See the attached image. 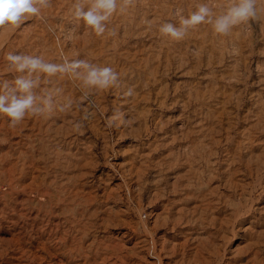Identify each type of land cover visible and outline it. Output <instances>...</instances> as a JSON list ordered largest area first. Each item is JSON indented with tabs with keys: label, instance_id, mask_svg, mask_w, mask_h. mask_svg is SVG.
Here are the masks:
<instances>
[{
	"label": "rangeland",
	"instance_id": "374dc122",
	"mask_svg": "<svg viewBox=\"0 0 264 264\" xmlns=\"http://www.w3.org/2000/svg\"><path fill=\"white\" fill-rule=\"evenodd\" d=\"M74 2L0 30V81L16 52L112 67L120 87L42 78L37 95L62 90L50 117L0 114V264H264V0L180 41L160 26L230 0H134L99 37Z\"/></svg>",
	"mask_w": 264,
	"mask_h": 264
},
{
	"label": "clouds",
	"instance_id": "9594fccd",
	"mask_svg": "<svg viewBox=\"0 0 264 264\" xmlns=\"http://www.w3.org/2000/svg\"><path fill=\"white\" fill-rule=\"evenodd\" d=\"M134 0H75L72 16L76 21H83L96 36H103L113 14L118 10L123 12ZM258 0H230L226 9L219 15L214 13L207 3H201L189 16L181 18L179 26L166 22L160 26L162 36L174 41L182 40L186 34L197 26L208 23L214 32L227 36L240 25H246L258 18ZM51 6V0H0V30L8 28L19 29L26 21L41 17L42 10ZM115 34V30L110 33ZM8 69L15 73L12 82L0 81V114L8 118L9 126L20 125L29 115L49 116L53 111V98L62 93L60 88L37 95L35 90L40 87L42 78L51 81L52 77L64 75L80 82L82 89L97 91L120 87V76L109 66H99L84 59L64 58L62 63L46 61L39 55L8 52L5 57ZM125 97L133 95V89L124 92ZM71 107V102H69ZM119 120V123H117ZM122 116L108 121L109 127L127 125ZM80 128V125H77Z\"/></svg>",
	"mask_w": 264,
	"mask_h": 264
},
{
	"label": "bare ground",
	"instance_id": "6f19581e",
	"mask_svg": "<svg viewBox=\"0 0 264 264\" xmlns=\"http://www.w3.org/2000/svg\"><path fill=\"white\" fill-rule=\"evenodd\" d=\"M78 229V228H77ZM81 229V228H80ZM67 230V229H66ZM64 233V232H63ZM62 234V233H61ZM78 251V250H77Z\"/></svg>",
	"mask_w": 264,
	"mask_h": 264
}]
</instances>
